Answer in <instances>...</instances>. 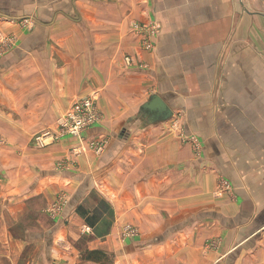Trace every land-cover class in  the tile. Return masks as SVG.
<instances>
[{"label":"crops","instance_id":"crops-1","mask_svg":"<svg viewBox=\"0 0 264 264\" xmlns=\"http://www.w3.org/2000/svg\"><path fill=\"white\" fill-rule=\"evenodd\" d=\"M9 36L0 201L37 251L26 264H101L59 242L80 232L112 264H264V0H0ZM155 93L170 119L139 114ZM90 95L100 156H78L74 136L31 141ZM62 188L56 227L43 210ZM125 225L138 235L120 242Z\"/></svg>","mask_w":264,"mask_h":264},{"label":"rangeland","instance_id":"rangeland-1","mask_svg":"<svg viewBox=\"0 0 264 264\" xmlns=\"http://www.w3.org/2000/svg\"><path fill=\"white\" fill-rule=\"evenodd\" d=\"M26 19H28L27 22L30 23L31 25H28L26 22H24L25 18H22L20 20L21 24L23 26H25L26 28H33L35 25L34 18H26ZM22 22H24L25 24ZM154 30H155V28H154ZM9 37L13 38L12 36H9ZM15 44H16V42H15L14 38L11 41H7L2 48V52L9 50L10 48L12 49V47ZM96 110L98 112V109H96ZM50 125L48 124V125H46V127L39 129L37 132H35L31 137L32 138L31 141H33L35 143L34 137L36 134L41 133V131H43V130L52 129L53 125L52 126H50ZM85 131L86 130H84L82 132V137L84 138L83 141H85L84 145H86V150L85 151L83 150V145H82L81 152L78 153L77 155L79 156V155H82L86 152H91V154H93L94 156H97V157L100 156L104 151L101 154H97L93 150V148L90 147L93 145L89 144V141L97 142L99 140L89 139V141L86 142L85 135H84ZM65 136H67V135H65ZM0 139H1L0 140L1 145L4 146L7 144L6 139H4L2 137H0ZM52 144H54V143H52ZM76 144H80L79 138H77ZM77 149H78V147L74 148V150H77ZM67 162L68 161H64V160L57 161L58 170L59 171L69 170V167H71L72 163H74L75 161L71 160L70 163H67ZM64 201H65V203H63ZM67 201H68V194L62 188V189L58 190V192L56 193V196L53 198V200L51 202H49V204L44 208L43 212L46 215H48V218H50L52 225H56V227L66 226L65 220L63 218H61L60 216L64 210V207H65ZM57 202H61L63 204L61 209L56 211V212L51 211L50 208H51L52 204L53 205L57 204ZM87 206H86V208H87ZM2 211H3L2 202L0 201V230L2 229L1 227L3 226L4 223L6 224V222H7V224H8L10 222L9 219H3L2 218V215H3ZM85 211L86 210L84 208V213L82 215L87 216V213ZM82 218L86 219V217H82ZM44 224H45V226L49 225L47 221H45ZM73 227L77 228L75 225H73ZM8 231L11 233L10 235L9 234L4 235V234L0 233V264H16L15 260H17V264H26L25 262L27 260H33L35 258H38V254L35 255L37 251L35 250L34 246H30L29 248H26L24 250L21 248L19 249V245H21V242L27 243L28 240H27V236H26L25 227L22 226L20 223H18V220H12L10 222V225L8 226ZM118 237H119L120 242L124 241L123 240L124 239L123 234L119 235ZM91 239H92V237H91ZM91 239H90V236H85L81 232L77 233L76 235L72 234V235H68V236L66 233L65 236L60 237L59 242H61V243L69 242V244L73 243V245L79 249L78 256H79L80 260L86 258V255H89V258L91 260H94V261L99 262L101 264H112V260L114 259L113 258L114 256H111V255H109L103 251L91 250V252L87 254V252H86L87 249H84V248H86L88 246H92V243L90 242ZM2 243L8 244L9 248L4 250L1 247ZM111 253H114V252H111ZM39 258H41V257L39 256Z\"/></svg>","mask_w":264,"mask_h":264},{"label":"built area","instance_id":"built-area-1","mask_svg":"<svg viewBox=\"0 0 264 264\" xmlns=\"http://www.w3.org/2000/svg\"><path fill=\"white\" fill-rule=\"evenodd\" d=\"M28 19L25 18L24 22L28 25H31L27 22ZM22 22V23H24ZM25 24V23H24ZM26 24V25H27ZM11 37H1L0 38V53H2V48L7 41H11ZM96 97L90 95L84 98L77 100L73 106L68 109L58 121L56 130H43L41 133H38L34 137V141L38 146H46L55 142H58L65 135L75 136L79 138L80 144H78V149L75 150L76 153L81 152V147L83 145V150H86L85 141L82 137V132L87 130L91 126L95 125L99 121V114L95 106ZM1 140V139H0ZM90 146L97 154H101L106 147L105 141L91 142L89 141ZM65 203V201L63 202ZM61 202L57 204H52L50 210L56 212L62 207ZM123 238L136 237L138 235L137 229L130 225H125L122 229L121 235Z\"/></svg>","mask_w":264,"mask_h":264},{"label":"water","instance_id":"water-1","mask_svg":"<svg viewBox=\"0 0 264 264\" xmlns=\"http://www.w3.org/2000/svg\"><path fill=\"white\" fill-rule=\"evenodd\" d=\"M150 113L155 121L168 120L172 116V110L163 97L157 93L152 94L149 99L140 107L139 114Z\"/></svg>","mask_w":264,"mask_h":264}]
</instances>
